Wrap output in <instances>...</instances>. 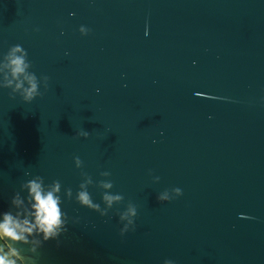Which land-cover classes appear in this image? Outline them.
<instances>
[{"label":"water","instance_id":"95a60500","mask_svg":"<svg viewBox=\"0 0 264 264\" xmlns=\"http://www.w3.org/2000/svg\"><path fill=\"white\" fill-rule=\"evenodd\" d=\"M16 45L49 85L31 104L0 89V210L26 170L74 196L87 173L102 208L109 171L125 198L106 218L63 194L80 223L25 260L264 264V0H0V62Z\"/></svg>","mask_w":264,"mask_h":264},{"label":"clouds","instance_id":"9594fccd","mask_svg":"<svg viewBox=\"0 0 264 264\" xmlns=\"http://www.w3.org/2000/svg\"><path fill=\"white\" fill-rule=\"evenodd\" d=\"M39 29H37L38 31ZM80 33L83 36L89 34V29L81 26ZM32 63L29 61L28 52L20 45L11 47L0 62V89H10L12 99L18 95L24 103L31 104L38 97H42L41 86L48 90L49 77L46 75L37 76L31 69ZM99 91V90H97ZM78 135L85 139L90 133L80 130ZM75 165L78 169L84 167L79 156L75 157ZM25 175L31 177L20 185V189L15 192L10 201V207L0 210V242L7 239L12 245V249L19 255V264H36L31 257H35L43 248L45 243L59 238L67 232L69 223H80L79 217H69L64 211L63 194L67 195L69 201L75 198L81 207L99 213L101 217H109V213L116 206L124 202V196L113 193L114 183L111 181V173L104 171L101 173L104 180L100 181L103 188V202L105 207L95 203L88 188L94 183L92 176L82 172L83 182L79 185V190L73 193L71 188H63L59 180L46 183L45 178L40 175L33 176L31 171H25ZM153 182L159 183L160 177L153 176ZM183 190L179 187L171 190H164L157 199L160 203H168L182 197ZM116 215L123 227L120 235L123 237L129 232L136 230V220L138 217V207L129 201L123 211H118ZM25 245L29 248L31 257L28 260L22 256L17 245ZM0 264L6 261L0 256ZM11 264H16L15 261ZM163 264H176L173 259H165Z\"/></svg>","mask_w":264,"mask_h":264},{"label":"trees","instance_id":"16d2710c","mask_svg":"<svg viewBox=\"0 0 264 264\" xmlns=\"http://www.w3.org/2000/svg\"><path fill=\"white\" fill-rule=\"evenodd\" d=\"M5 254H9L11 256V262L15 261L16 264H19V260L9 251V249L5 245V249L0 252V256L4 258Z\"/></svg>","mask_w":264,"mask_h":264},{"label":"rangeland","instance_id":"374dc122","mask_svg":"<svg viewBox=\"0 0 264 264\" xmlns=\"http://www.w3.org/2000/svg\"><path fill=\"white\" fill-rule=\"evenodd\" d=\"M4 249H5V244L2 241L0 242V252H2ZM4 260L6 261V264H11V256L9 254L4 256Z\"/></svg>","mask_w":264,"mask_h":264},{"label":"crops","instance_id":"0c3cea01","mask_svg":"<svg viewBox=\"0 0 264 264\" xmlns=\"http://www.w3.org/2000/svg\"><path fill=\"white\" fill-rule=\"evenodd\" d=\"M7 254H5V256H6Z\"/></svg>","mask_w":264,"mask_h":264}]
</instances>
